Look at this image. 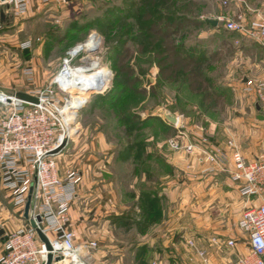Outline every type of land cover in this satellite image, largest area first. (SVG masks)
<instances>
[{
    "label": "rangeland",
    "instance_id": "1",
    "mask_svg": "<svg viewBox=\"0 0 264 264\" xmlns=\"http://www.w3.org/2000/svg\"><path fill=\"white\" fill-rule=\"evenodd\" d=\"M144 1L58 0L32 10L24 17H16L9 7H2L0 13L4 14V19L0 29V92L4 94L0 96L10 97L19 91H44L64 68L71 53L86 44L94 34L98 36L100 45L97 50L79 53L72 58L71 67L90 68L97 64L99 70L104 72V78L96 85L70 83L79 91L67 94L53 85L55 93L47 99V104L54 110H64L69 103L73 115L84 106L72 122L69 145L57 158L59 176L61 166L64 168L66 164L64 156H68L66 161L74 158L71 161L77 165L80 162L81 168L87 166L89 176H98L111 182L120 204L135 207L134 210L141 211L139 202L142 195L146 193V197L148 193L157 194L156 205L159 212L162 211V216L157 219L159 228L148 231V242L156 243L162 258L166 255L169 260L176 259L179 264H205L200 253L206 252L207 259L210 254V257L215 256L218 261L227 259L232 263L241 257L239 250L249 247L248 239L238 230L237 224L253 202L249 203L237 194L225 197L220 192L207 194L200 199L178 198L172 185H169L173 179H184V175L169 165L175 154L191 162L186 169L187 181L183 180L186 185L181 186V192L189 188L188 180L195 177V161L204 167L201 176L213 177L214 183L220 182L218 179L223 173L221 169L213 174L208 173L206 168L209 165L199 161V158H203L201 153L189 155L185 150L176 151L171 148L169 142L177 136V129L164 118L162 112L167 110L176 116L186 115L190 127L201 128L202 137L192 138L186 133L189 139H184L182 143L189 141L201 146L206 139L211 154H225L230 161L231 152L227 142L234 140L248 160L261 155L264 148V114L256 109L258 98L244 91L248 83L244 82V77L252 75L245 67L249 66L253 58L251 61L245 60L248 47L237 46L234 41L233 44L229 43L230 35L221 23L218 27L203 25L190 29L181 35L179 41L187 43L188 47L199 44L197 47L200 49L201 60H210L213 54L219 53L210 74L216 80L220 102L212 100L202 105L201 98L192 96L186 89L178 90L169 85L156 88L159 69L152 60L148 36L138 31L140 25L136 17L137 8ZM179 1L180 6H185L190 12L188 16L202 21L233 16L239 8H245V4L264 15V0H231L228 7L223 5L222 0ZM159 7L163 13L164 6L160 4ZM122 45L125 46L124 50H130L133 57L127 61V66L135 68L141 78L138 88L144 89L146 93L127 90L122 98L123 105L113 107L103 99L113 91L123 90L119 87L126 77L116 70ZM248 50L254 54L259 52L254 46ZM28 68L35 71L33 82H28L25 76ZM9 112L10 107L0 103V121ZM180 129L184 132L188 130L184 124L180 125ZM140 145L146 147L145 152L140 154L135 151L129 158L130 152H125V149ZM160 162L168 166L163 168ZM72 172L78 173L77 170ZM211 187L218 188L216 184ZM0 201L10 208L7 200L0 197ZM142 213L138 219L145 224L139 223L138 228L135 226L139 234L140 231L146 233V229L156 225L155 217L146 220L147 217ZM163 221L164 224L160 226ZM136 231L121 233L120 239L134 243L138 235ZM214 236L221 240V248L209 245V239ZM229 236L232 237L230 240L236 242L233 250L226 245ZM128 260L129 264H133L131 259Z\"/></svg>",
    "mask_w": 264,
    "mask_h": 264
},
{
    "label": "built area",
    "instance_id": "2",
    "mask_svg": "<svg viewBox=\"0 0 264 264\" xmlns=\"http://www.w3.org/2000/svg\"><path fill=\"white\" fill-rule=\"evenodd\" d=\"M54 1L58 0H0V11L7 6L16 17H24L35 2L47 5ZM222 2L228 7L231 0ZM217 21L224 25L228 33L236 36L234 42L237 46L247 40L264 49V15L260 12L246 6L243 12L233 16H221ZM72 58L74 57L71 53L64 68L44 91L31 93L39 98L40 104L25 103L15 99L13 95L5 101L0 100L4 106L10 107L8 116L0 121V186L10 193L14 206L25 211L31 187L34 185L30 218L36 222L37 217L42 219L37 225L46 236L56 234L55 239L49 237L52 253L55 258H61L55 264H63L64 261L68 264H88V256L98 248L95 242L76 243L75 234L68 229L71 222L70 207L77 196L80 174L70 172L65 179L60 178L57 158L63 152L53 155L64 144L69 145L72 138L71 125L78 110L73 115L68 107L69 103L64 110H54L47 104V99L55 93L52 90L53 85L63 94L79 91L68 82L61 81V77L81 69L71 67ZM33 74L32 69H26L25 76L29 82H33ZM244 91L258 98L257 106L264 114V82L248 81ZM165 112L167 110L162 112L163 116ZM176 118L174 127L177 129V136L170 140L171 148L176 151L185 150L189 155L201 153L203 158H199V161L209 165L206 168L208 173L213 174L220 169L221 173H228L232 183L238 186L241 197L249 203L253 202L252 207L243 213L237 224L238 230L249 241L251 255L238 257L230 264H264V148L261 155L248 160L238 144L229 140V161L225 154H211L206 146V139L201 146L189 141L182 143L189 137L180 129L179 117ZM230 163L233 165L232 170L228 168ZM38 238L37 231L32 227L7 234L6 255L0 260V264H46L49 252L42 242L38 243ZM211 242L222 246L219 238H213ZM190 244L193 245L192 242ZM226 245L235 248L236 242L230 240ZM206 255V252L200 253L205 264H208Z\"/></svg>",
    "mask_w": 264,
    "mask_h": 264
},
{
    "label": "crops",
    "instance_id": "3",
    "mask_svg": "<svg viewBox=\"0 0 264 264\" xmlns=\"http://www.w3.org/2000/svg\"><path fill=\"white\" fill-rule=\"evenodd\" d=\"M245 5L249 7L248 4ZM42 6L43 4L35 2L34 5L31 6L29 13H31L32 10L41 8ZM249 8L251 9V7ZM244 10V7H242L241 9L239 8L233 14L243 12ZM2 22L3 20H1V24ZM252 46H254L259 51L258 54H254V52L248 50L249 47ZM240 47H248L245 50V54H247L245 55L247 56V59H245L246 61H251V58H253L251 63H248L249 66L245 67L246 70L252 75L245 76L244 82H264V49L250 43L247 40H243ZM24 92L31 94L35 91ZM256 109L260 111L258 107H256ZM177 116L179 117L180 125L182 126L184 124L185 127L188 128V130H185L186 133H188L192 138L193 136L198 137V139L202 137L203 133L201 128H193L192 126L190 127L188 123L189 120L186 115ZM196 142L198 141L196 140ZM64 159L66 164H64V168L62 166L60 168V176L62 179H65L67 177L66 173L68 174L72 170H77L80 174L78 193L75 201L70 207L71 222L68 226V229L75 234L76 243L83 244L95 242L98 245V248L96 250H93L88 256V264H129L130 260L128 259H131L133 264H179V262H176V259L169 260L166 255H164L162 258L159 251H157L158 246H155L156 243H154L153 241L151 243L148 242V231H155V228H159V224L156 223L154 228L146 229V233H142L140 231L139 234L136 231L135 226H137L138 228L140 227L138 226L139 223H143L138 219L139 215L142 212L140 210H134L135 207L130 208V206L127 204H120L118 195L115 193L114 187L112 186L111 182H106L98 176H89L90 172L89 169H87V166L81 168L80 162L77 165L75 164V161H71L74 158L70 159V161H66L68 159V156H64ZM190 163L191 162L189 161L187 162L186 157L181 156L180 154H175L172 161L169 162V165H171V167L174 168L175 171L181 173V175H184V179H180L178 177V179H173L169 184L172 185V190L174 191V193L176 192L178 194V198L188 199L192 197L200 199L204 196L206 197L207 194L211 195L213 192H220L222 195H225V197L232 196V194H237L241 197L238 186L232 183L230 177L227 174L219 176L218 180L220 182L218 183L213 182V177H210L208 175L201 176L202 174H204V167L201 164L199 165L197 161H195L193 172L195 177H192L194 179H189V188L184 189L183 187L185 193L181 192V186L183 184V186L186 185V183H184V181H187V178H185V172L187 167L190 166ZM228 168L232 170L233 165L230 163ZM215 184L216 186H218V188H210V186H215ZM0 197L7 200L8 204L11 205L10 208L5 207L0 201L1 260L6 255V235L17 232L19 230H27L31 228V225L30 222L24 218L25 211L14 206L11 195L2 186H0ZM255 203L259 204V202ZM178 206L182 209V207H180V204ZM164 222L165 221H163L160 226H162ZM133 231H136L138 233L134 243L123 242L120 239L121 233L123 234ZM49 237L51 239H55L57 236L56 234H51ZM213 238L217 237H211V239H209V245L213 248H221V246L212 244L211 241ZM230 239H232V237L229 236L226 239V243L230 241ZM41 242L42 241L40 240V238H38V243ZM228 249L233 250L234 248L228 247ZM235 253L236 251H234V255ZM239 254L241 256H250V247H248L246 250H239ZM208 255L209 264H230V260L227 261V259H222L218 261L215 256L210 257V254ZM183 260L185 261L186 259Z\"/></svg>",
    "mask_w": 264,
    "mask_h": 264
},
{
    "label": "trees",
    "instance_id": "4",
    "mask_svg": "<svg viewBox=\"0 0 264 264\" xmlns=\"http://www.w3.org/2000/svg\"><path fill=\"white\" fill-rule=\"evenodd\" d=\"M179 2V0H145L136 11L140 25L138 31L148 36L152 60L159 69L156 88L169 85L178 90L186 89L192 96H199L202 105H207L212 100L219 103L221 98L216 88V80L210 74L211 66L218 61L219 53L213 54L210 60L204 61L201 60L200 49L197 47L199 44L188 47L187 43L179 41L185 31L209 24L198 18L188 16L190 12L186 10L185 6H180ZM160 4L164 6L163 13L159 9ZM228 34L230 35L229 43L233 44L232 41H234L235 36L231 33ZM122 48L116 70L120 75L126 77L119 87L123 90L113 91L110 96L102 98L105 103L113 107L123 103L122 98L127 90L140 94L146 93L144 89L138 88L141 78L136 74L135 68L127 66V61L133 57L130 50H124V45ZM26 53L29 51L26 50ZM145 148L142 145L128 146L125 152H130L129 158H131L135 151H139L141 154L142 151L145 152ZM160 164L163 168L168 166L164 162H160ZM144 196L142 195L139 202L142 214L147 217L146 220L155 217L157 223V219L162 216V211L159 212V207L156 205L158 204L157 194L148 193L146 197Z\"/></svg>",
    "mask_w": 264,
    "mask_h": 264
},
{
    "label": "water",
    "instance_id": "5",
    "mask_svg": "<svg viewBox=\"0 0 264 264\" xmlns=\"http://www.w3.org/2000/svg\"><path fill=\"white\" fill-rule=\"evenodd\" d=\"M66 1H71V0H66ZM4 19V14L0 13V29H1V20ZM205 22L213 27H218L219 22L217 20H211V19H206ZM13 97L19 101L25 102V103H29V104H34V105H38L40 104V100L39 98L25 93V92H18L15 93L13 95ZM84 107V106H83ZM83 107L79 108V110H81ZM259 108V107H258ZM166 120L168 122H170L172 125L177 123V118L174 114H172L170 111L165 112L164 114ZM67 145L64 144L62 148H60L59 150H57L56 152L53 153V155H57L62 153L64 150H66ZM34 192V185H32L31 187V191H30V196H29V200L28 203L26 205L25 208V213H24V218L26 220H28L30 222V225L33 229H35L37 231V234L40 238V240L42 241V243L46 246L47 251L49 252L48 256H47V261L46 264H55V263H59L61 261L60 257L55 258L54 254L52 253V247L50 244V239L48 236H46L38 227L37 223H41L42 219L40 217H37V222L34 221L33 219L30 218V210H31V203H32V194Z\"/></svg>",
    "mask_w": 264,
    "mask_h": 264
},
{
    "label": "bare ground",
    "instance_id": "6",
    "mask_svg": "<svg viewBox=\"0 0 264 264\" xmlns=\"http://www.w3.org/2000/svg\"><path fill=\"white\" fill-rule=\"evenodd\" d=\"M98 45H100V39L94 34L82 47L75 49L72 52V57H77L79 53L86 52L92 53L97 50ZM104 78V72L99 70L97 64H93L90 68H81L79 71L70 72L68 75L61 77V81L68 82L69 84H78L84 82L86 84H98ZM7 96H0V100H7ZM79 105V104H78ZM77 106L74 105V107ZM63 264H68L64 261Z\"/></svg>",
    "mask_w": 264,
    "mask_h": 264
}]
</instances>
